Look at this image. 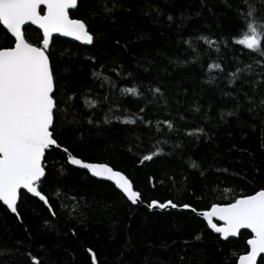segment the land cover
<instances>
[{"label":"trees","instance_id":"16d2710c","mask_svg":"<svg viewBox=\"0 0 264 264\" xmlns=\"http://www.w3.org/2000/svg\"><path fill=\"white\" fill-rule=\"evenodd\" d=\"M106 2L117 5L110 18L93 16L103 7L97 0H78V11H71L72 18L87 20L95 34L91 46L60 38L51 42V59L62 77L57 86L76 93L74 108L57 117V139L77 158L108 164L125 174L142 193L144 206L131 205L111 183L90 178L69 166L61 150H50L44 188L57 215L36 198L19 203L22 219L0 206V264H92L93 253L98 264H224L232 252L243 251L237 239L218 242V234L199 217L185 211H149L147 203L171 199L201 212L212 202L264 187V114L253 118L242 109L238 116L221 120V112L236 103L221 90L235 95L240 85L228 84L219 70L209 68L222 53L212 49L211 55H204L208 45L198 39L216 40L231 33L233 48L248 59L240 51L243 46L235 43L240 22L229 5L236 0ZM26 29L29 41L37 43L38 31ZM185 41L201 53L197 62ZM8 43L0 31V44ZM231 60L229 52L227 61ZM130 87L137 89V96L121 94L122 88ZM156 87L162 97L153 95ZM85 96L95 101L93 107L85 106ZM129 113L144 122L122 123ZM106 117L110 123H104ZM196 128L207 135L189 136ZM153 153L151 161L141 163L144 155ZM73 196L84 200L80 210L69 215ZM84 201L91 207L84 208Z\"/></svg>","mask_w":264,"mask_h":264},{"label":"snow or ice","instance_id":"6c2138e0","mask_svg":"<svg viewBox=\"0 0 264 264\" xmlns=\"http://www.w3.org/2000/svg\"><path fill=\"white\" fill-rule=\"evenodd\" d=\"M97 3L103 7L100 12H94L93 16L103 14L110 18L117 7L115 3L109 7L106 0H97ZM79 7L78 0H0V31L5 33L9 41L8 46L0 44V206L10 210L17 219H22L18 211L19 203L32 198L42 202L45 210L52 216L57 215L44 188L48 178L45 160L49 150L62 147L57 139V117L66 116L69 109L74 108L73 97L76 93L68 94L57 86L58 79L62 77L58 76L55 63L51 59L50 40L55 33L86 45L94 43L95 34L87 20L72 18L71 11H78ZM229 7L240 22L236 33L239 38L235 43L243 46L240 51L248 59L238 55L233 48L231 33L220 35L216 40L206 36L198 39H203L208 45L204 55H211L212 49L218 54L222 53L217 57L219 62H213L209 68L219 70L228 84L240 85L234 89L235 95L233 91L221 90L222 95L236 101L234 108L221 112V120L224 121L227 116H238L242 109L256 118L264 114V0H236ZM154 10L159 12L158 9ZM168 19L173 18L169 16ZM31 25L39 30L37 43H32L27 38L25 26ZM185 43L192 47L190 42ZM229 52L232 55L231 61H227ZM192 55L193 62H197L201 53L192 47ZM256 56L260 59H256ZM230 67L234 70L229 71ZM257 68L260 69L259 72L256 71ZM92 75L98 77L99 73L93 71ZM115 86L112 83V87ZM151 91L153 95H163L159 87ZM129 93L132 96L138 95L135 87L121 89L122 95ZM84 104L91 108L95 101L88 100L85 96ZM143 111L144 108H141L140 112ZM115 119L120 120V117L116 116ZM180 119L183 121L184 117L181 116ZM138 120L144 122L142 117L129 113L121 122L134 124ZM88 123H93L92 119ZM104 123H110V120L106 117ZM165 123L169 129H175L172 122ZM261 124L264 125V119H261ZM261 131V147L264 148V128ZM197 133L207 135L203 128H196L188 135L199 139ZM175 146L182 147V144L177 143ZM62 152L66 154L67 163L86 170L85 175L90 174V178L101 182H112L123 197H126V202H131L132 205L143 202L142 193L134 190L133 183L121 171L114 170L108 164L86 162L73 155L67 147H63ZM154 155L156 154L144 155L141 163L151 161ZM193 164L198 166L194 162ZM59 174L64 175V169ZM55 195H60L59 189ZM72 200L75 203L69 215L80 210V202L84 198L73 196ZM83 207L88 208L91 205L84 201ZM147 208H182L197 212L191 204H178L171 199L164 202L152 199L147 203ZM80 215H84L83 212ZM198 215L206 221L208 229L218 234V242H231L230 238H237L239 241L243 251L232 252L225 258L224 264H264V187L252 193L241 191L227 201L212 202ZM244 236L247 238L242 239ZM28 255L31 256V253ZM92 264H98L95 253L92 254Z\"/></svg>","mask_w":264,"mask_h":264},{"label":"water","instance_id":"95a60500","mask_svg":"<svg viewBox=\"0 0 264 264\" xmlns=\"http://www.w3.org/2000/svg\"><path fill=\"white\" fill-rule=\"evenodd\" d=\"M26 28H28V27H33L34 29H36V26H34V25H31V26H25ZM37 31H39L38 29H36ZM53 38H60V39H63V40H68V41H71V42H73V43H76V44H78V45H80V46H83V47H89V46H91V45H86V44H83L82 42H80V41H76V40H74L73 38H71V37H64V36H61L60 34H53ZM53 38L50 40V45H51V42H52V40H53ZM55 150V149H54ZM58 150H61L62 151V148L61 149H58ZM50 151V150H49ZM48 151V152H49ZM69 166H71V167H73V168H76V169H79L78 168V166H73V165H70V164H68ZM79 170H83V169H79ZM83 171H85L86 172V170H83ZM89 176H90V174H89ZM94 179H96V178H94ZM97 180V179H96ZM105 182H108V183H111L113 186H114V184L112 183V182H110V181H105ZM115 187V186H114ZM117 191H119L118 189H116ZM122 194V193H121ZM123 195V194H122ZM125 199H126V197H125ZM130 204H131V202H129ZM132 205V204H131ZM133 206H144V204L143 203H140L139 205H133ZM4 207V206H3ZM4 208H6V207H4ZM148 209V208H147ZM149 211H157V212H166V211H185V212H187V213H190V214H193V215H195V216H197V217H199L200 219H202L203 220V217H201V216H199L198 215V213L199 212H195V213H193V212H191V210L190 209H182V208H177V209H171V208H168V209H159V208H156V209H148ZM9 211V213H11L10 212V210H8ZM11 214H13V213H11ZM204 221V220H203ZM205 223H206V221H204ZM211 230V229H210ZM242 231H247V230H242ZM230 239H237V238H230Z\"/></svg>","mask_w":264,"mask_h":264}]
</instances>
